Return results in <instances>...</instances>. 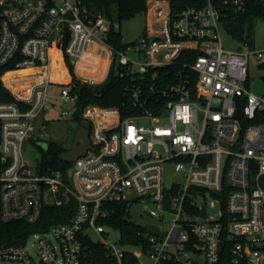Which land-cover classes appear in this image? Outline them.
<instances>
[{
	"label": "built area",
	"instance_id": "2783aa9c",
	"mask_svg": "<svg viewBox=\"0 0 264 264\" xmlns=\"http://www.w3.org/2000/svg\"><path fill=\"white\" fill-rule=\"evenodd\" d=\"M192 1L173 8L170 0H148L145 31L116 49L105 39L112 21L82 0H0V70L14 66L0 74V83L15 98L5 100L0 88V222L34 224L49 205L73 208L68 222L24 243L0 245V262L84 264L87 241L95 240L115 264H145L143 251L108 242L109 227L101 223L110 205L122 202L130 211L141 200L150 203L144 206L152 217L169 224L165 230L153 224L162 235L146 230L148 248L141 245L154 264H199L198 258L217 264L228 239L233 264H264V94L249 90L250 57L262 59L264 51L248 43L247 49L224 48L222 7L241 9L243 0ZM55 56L66 82L51 80ZM100 59L108 65L97 78L92 72ZM68 61L93 85L106 80L116 61L117 74L128 78L129 101L124 109L86 106V155L52 170L31 162L23 146L50 138L40 119L50 84L62 85L61 97L77 111ZM24 69L33 74L6 83L7 73ZM167 164L177 174L169 187ZM32 237L35 252L28 246Z\"/></svg>",
	"mask_w": 264,
	"mask_h": 264
},
{
	"label": "trees",
	"instance_id": "16d2710c",
	"mask_svg": "<svg viewBox=\"0 0 264 264\" xmlns=\"http://www.w3.org/2000/svg\"><path fill=\"white\" fill-rule=\"evenodd\" d=\"M82 2L94 15H105L112 21L111 29L105 36V39L116 49H120L125 42L121 30H117L113 23L118 22L121 24L124 20L132 19L138 14H145L148 0H82ZM170 2L173 8L193 3L192 0H170ZM222 9L224 10L222 23L226 30L240 42L253 46L255 25L258 21L264 20V0H243L241 9H236L235 6L230 4H224ZM56 57L51 80L66 82L67 78L64 69L62 68L58 71V68L61 67V58L59 56ZM67 64L76 83L78 101L75 116L80 122L82 120L81 113L83 109L90 104L117 106L124 109L125 105L123 104L129 101L128 95L124 92V86L128 78L117 74L118 65L116 61L113 63L106 80L101 84L94 85L78 78L74 73V65L70 61ZM107 65L108 62L101 64L99 77L106 70ZM8 69H14V66L1 69L0 74ZM0 88L5 100L15 101L11 92L1 83ZM244 104L245 99L242 98L241 106L243 107ZM238 117L244 125L250 123V120L243 115L242 109H239ZM64 151H67V149L61 143L55 141L49 142L48 149L42 152V164L52 170L68 167L70 163L63 161L59 157ZM110 207L108 217L101 220V223L107 227L120 230L121 244H144L145 249H147L146 228L128 220V206L125 203L119 202L110 205ZM72 215L73 208L70 205L63 207L49 205L45 210V214L37 223L30 224L22 220L11 221L9 223L0 222V245L24 243L31 234L44 231L53 224L68 222ZM87 243L89 249L88 254L84 258V264H115V259L103 244L95 240H88ZM130 260L134 261L132 256ZM165 264H175V262L168 260ZM217 264H233L231 261V241L229 239L226 240L223 257Z\"/></svg>",
	"mask_w": 264,
	"mask_h": 264
},
{
	"label": "rangeland",
	"instance_id": "374dc122",
	"mask_svg": "<svg viewBox=\"0 0 264 264\" xmlns=\"http://www.w3.org/2000/svg\"><path fill=\"white\" fill-rule=\"evenodd\" d=\"M148 19L146 14H138L129 20H124L121 23V32L123 35V40L126 43H130L139 39V37L145 31ZM220 37L224 48L226 50L237 51L239 49H247L243 42H240L234 38L225 28L223 23L219 25ZM251 49L256 51H264V20H260L255 25L254 34V45ZM57 57L53 61L55 65ZM264 58L258 59L256 55L252 54L250 57L249 67H250V83L249 90L255 94H264ZM96 77H99L96 75ZM62 85L50 84L48 97H47V110L42 112L41 118L47 121V132L50 136L49 139L39 140L38 142L26 141L23 149L26 157L35 163H40L43 158V151H46L49 146V142L55 141L61 143L67 150L72 147L75 134L80 127V121L74 114V109L72 103H65L64 99L61 97ZM68 110L71 114L70 116L63 117L62 111ZM167 179L166 183L169 187L172 184V180L176 178L177 174L173 171L171 164H167ZM145 204L150 205V203H144L143 201H138L133 203L130 208L128 220L134 222L143 228H146L148 224H158L162 229H167L169 224L162 223L159 219L152 217L145 208ZM167 221L171 219V215L168 214L166 217ZM109 238L108 242L115 244L120 243V230L116 228L109 227ZM95 238L98 239L97 235ZM34 238L32 237L28 241L29 249L35 252V247L33 246ZM123 247L130 251H143L141 260L145 264H154L153 259L145 251L143 245L139 244H124ZM0 264H9L8 262H0Z\"/></svg>",
	"mask_w": 264,
	"mask_h": 264
},
{
	"label": "water",
	"instance_id": "95a60500",
	"mask_svg": "<svg viewBox=\"0 0 264 264\" xmlns=\"http://www.w3.org/2000/svg\"><path fill=\"white\" fill-rule=\"evenodd\" d=\"M91 144L90 138V124L86 121L80 122V127L77 130L72 147L62 152L59 157L66 162H73L77 158L86 155ZM147 232H153L158 235H162L160 229L153 224H148L146 228ZM199 264H203L198 258Z\"/></svg>",
	"mask_w": 264,
	"mask_h": 264
},
{
	"label": "bare ground",
	"instance_id": "6f19581e",
	"mask_svg": "<svg viewBox=\"0 0 264 264\" xmlns=\"http://www.w3.org/2000/svg\"><path fill=\"white\" fill-rule=\"evenodd\" d=\"M97 47H98L99 49H101L100 45H97ZM90 51H92V50H90ZM90 54H91V53L85 55V58H84L85 63L88 62V59L91 57ZM55 57H56V56H55ZM55 57L53 58V61H54ZM53 61H52V71H51V76H52V73H53V67H54V65H53ZM105 62H108V61H107L106 59H105V60H101V59H100L99 62H97V65H98V66L96 67L97 70L94 69L92 74L95 73V75H96V74L99 75V74H100V69H101V68H100V67H101V64H103V63H105ZM84 66H85V64L82 63L81 66H80V70H81V71L84 70ZM31 74H33V71H32V70H30V69H24V70H20V71H18V72H9V73H7V74L5 75V77H4V79H5V81H6V83H7L8 85H11V84H13V83H15V82H18V81L21 80V79L27 78V77L30 76ZM15 76H19V78H15ZM97 78H98V77H97Z\"/></svg>",
	"mask_w": 264,
	"mask_h": 264
}]
</instances>
